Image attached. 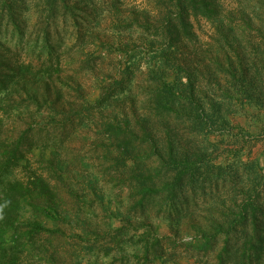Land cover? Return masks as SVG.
I'll return each instance as SVG.
<instances>
[{
	"label": "trees",
	"instance_id": "16d2710c",
	"mask_svg": "<svg viewBox=\"0 0 264 264\" xmlns=\"http://www.w3.org/2000/svg\"><path fill=\"white\" fill-rule=\"evenodd\" d=\"M235 114L264 120V0H0V264H264Z\"/></svg>",
	"mask_w": 264,
	"mask_h": 264
},
{
	"label": "rangeland",
	"instance_id": "374dc122",
	"mask_svg": "<svg viewBox=\"0 0 264 264\" xmlns=\"http://www.w3.org/2000/svg\"><path fill=\"white\" fill-rule=\"evenodd\" d=\"M123 1L125 2V4H132L133 2V0H123ZM195 29L199 36V44L204 45L206 42L209 41L210 28L207 23L201 20L199 23H195ZM90 49H93V46H90ZM74 59H77V58H74ZM107 59L109 60L114 59V57L111 56V58H107ZM106 62H108V60L104 61L103 62L104 64L98 62L96 69L102 70L101 67L103 65L105 66V71H106V66H107V64H105ZM73 68H75V66H71V69ZM79 81L80 83H82L83 87L85 88V91L87 93L86 96L89 97L91 101L95 100L98 96V90L95 87L97 81H96L94 74L83 73L79 77ZM71 95L74 96L73 94ZM231 122L233 125H238L239 127H241L243 131L247 133L248 137H250L249 138L250 141L248 144H246L245 142L239 139L231 138V139H228V143L226 145L230 146V145L235 144V142L237 143L239 142V145L241 144L245 146L244 151L242 152V156H241L242 159L244 160L248 158L258 159L260 163L264 165V120L263 122L256 124L254 122H251L249 119H247L241 114H235L231 116ZM216 139H219V138H216ZM75 147L76 149H78V151L82 152V154H85V155L88 154L89 147L82 148V146L78 143L76 144ZM39 155H40L39 149H34L30 157L32 160H35L39 157ZM45 155L48 156V152H46ZM97 216L99 220L102 217H105L99 210L97 211ZM166 232L167 231H166L165 226L162 225L161 234H164ZM188 264H191V261Z\"/></svg>",
	"mask_w": 264,
	"mask_h": 264
}]
</instances>
